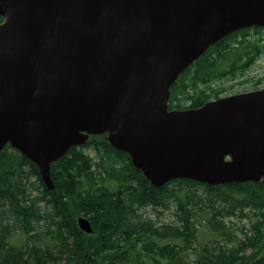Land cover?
I'll return each instance as SVG.
<instances>
[{
    "label": "water",
    "instance_id": "water-1",
    "mask_svg": "<svg viewBox=\"0 0 264 264\" xmlns=\"http://www.w3.org/2000/svg\"><path fill=\"white\" fill-rule=\"evenodd\" d=\"M0 18V151L17 150L46 189L51 164L102 135L156 188L264 177V89L168 109L210 47L264 27V0H0Z\"/></svg>",
    "mask_w": 264,
    "mask_h": 264
},
{
    "label": "trees",
    "instance_id": "trees-1",
    "mask_svg": "<svg viewBox=\"0 0 264 264\" xmlns=\"http://www.w3.org/2000/svg\"><path fill=\"white\" fill-rule=\"evenodd\" d=\"M263 55L264 27L230 34L180 74L168 109H196L222 97L223 83L244 78ZM50 176L51 191L17 150L0 151V264H264V177L217 186L176 179L156 188L106 135L72 147L51 164ZM168 204L176 223L156 226L139 213ZM227 216L247 219L251 234L233 238ZM78 217L90 222L91 234L79 230ZM200 218L217 239L185 261ZM41 222L52 246L40 242Z\"/></svg>",
    "mask_w": 264,
    "mask_h": 264
},
{
    "label": "rangeland",
    "instance_id": "rangeland-1",
    "mask_svg": "<svg viewBox=\"0 0 264 264\" xmlns=\"http://www.w3.org/2000/svg\"><path fill=\"white\" fill-rule=\"evenodd\" d=\"M264 55L251 67L245 74L244 78L237 79L235 81H226L223 83L226 91L222 94V97L230 96L238 93L248 92L252 90L264 89ZM258 80H263L260 84H256ZM91 156H94V153L87 150ZM34 178H30V182H33ZM34 194L36 192L34 191ZM41 206H45L42 204ZM235 214H238L237 210H233ZM139 213L143 215L144 218L150 220L152 223H155L156 226H160L162 223L172 224L176 223V217L174 215V206L168 204V209L164 210L161 207L152 208L150 206L142 208L139 210ZM225 223L233 228L232 237L236 238L239 241L244 240L243 232L251 234L250 224L247 219L239 218L235 216L226 217ZM39 233L42 234L40 242L45 245H53V240L50 237V233H46V228L48 224L41 222L39 224ZM54 229V228H52ZM217 239L216 235L211 232L207 225L204 223V219L200 218L196 224V239L191 243V246L187 249V256L184 260L192 262L196 259L197 254L200 252L202 247L211 246L214 244L213 241ZM224 243L225 242H221ZM233 244L228 243V247L231 248ZM251 251L247 250V254ZM61 264V263H59Z\"/></svg>",
    "mask_w": 264,
    "mask_h": 264
},
{
    "label": "flooded vegetation",
    "instance_id": "flooded-vegetation-1",
    "mask_svg": "<svg viewBox=\"0 0 264 264\" xmlns=\"http://www.w3.org/2000/svg\"><path fill=\"white\" fill-rule=\"evenodd\" d=\"M1 19V18H0ZM0 22H1V20H0Z\"/></svg>",
    "mask_w": 264,
    "mask_h": 264
}]
</instances>
